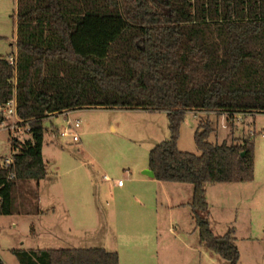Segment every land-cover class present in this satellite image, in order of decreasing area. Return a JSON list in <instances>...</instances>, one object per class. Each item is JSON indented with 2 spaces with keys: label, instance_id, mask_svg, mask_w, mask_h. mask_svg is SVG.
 <instances>
[{
  "label": "trees",
  "instance_id": "trees-1",
  "mask_svg": "<svg viewBox=\"0 0 264 264\" xmlns=\"http://www.w3.org/2000/svg\"><path fill=\"white\" fill-rule=\"evenodd\" d=\"M16 32V54L0 56V106L16 97L31 138H13L14 164L0 166V216L13 214L17 182L48 176L47 117L85 108L163 111L170 138L150 151L154 179L192 185L201 244L240 264L235 229L216 236L202 213L207 184L254 181V144L210 142L209 120L194 136L199 155L181 151L179 139L187 112L229 120L264 113V0H17ZM12 253L20 264H120L105 248Z\"/></svg>",
  "mask_w": 264,
  "mask_h": 264
},
{
  "label": "rangeland",
  "instance_id": "rangeland-1",
  "mask_svg": "<svg viewBox=\"0 0 264 264\" xmlns=\"http://www.w3.org/2000/svg\"><path fill=\"white\" fill-rule=\"evenodd\" d=\"M16 11L17 0H0V56L16 54ZM68 118L81 124L79 142L58 135ZM207 120L214 127L212 143L252 140L255 173L251 183L207 184L208 198L215 203L202 215L208 219L214 215L216 236L235 229L240 264H264V113L236 121L225 114L187 112L181 151L200 154L194 136L200 122ZM17 123L13 117L0 127V156L11 154L15 134L10 127ZM43 126L48 176L39 183L17 182L13 214L0 216V257L7 264H20L12 249L92 248L98 228V234L117 236L123 264H226L201 244L190 206L166 207L176 200L192 202L187 188L193 186L159 182L143 174L150 151L170 138L166 112L85 108L69 116L47 117ZM21 130L17 139L31 138L28 127ZM220 186L223 194L215 195ZM157 203L158 213L156 206L144 214L138 211L141 204Z\"/></svg>",
  "mask_w": 264,
  "mask_h": 264
},
{
  "label": "built area",
  "instance_id": "built-area-1",
  "mask_svg": "<svg viewBox=\"0 0 264 264\" xmlns=\"http://www.w3.org/2000/svg\"><path fill=\"white\" fill-rule=\"evenodd\" d=\"M10 63L12 65H14L15 59L11 58ZM69 114H70L69 111L65 112L66 116H69ZM245 115L246 114H244V113L237 114L234 119L236 121H242L243 116H245ZM13 117L16 118L18 121L17 125L10 127L12 132L15 134L14 139H17V136H18L19 132H22L21 128H23V127H28V131L30 133V127L27 125H24L17 115L16 97L11 99L5 105L0 106V127H2L3 125L6 124L7 119L13 118ZM80 127H81V124L79 121H73L70 118H68L65 126L61 130L58 131V135L63 139L70 138L73 142H79L80 136H79L78 130ZM17 153H19V149L12 151L11 154L8 156H0L1 157V161H0L1 168L4 170H9L14 164V159H15L14 156ZM127 173L129 174V171H127ZM10 177H12V176H10ZM105 178L107 180H109L108 177H105ZM122 185H123V182L119 181L118 186H122Z\"/></svg>",
  "mask_w": 264,
  "mask_h": 264
},
{
  "label": "crops",
  "instance_id": "crops-1",
  "mask_svg": "<svg viewBox=\"0 0 264 264\" xmlns=\"http://www.w3.org/2000/svg\"><path fill=\"white\" fill-rule=\"evenodd\" d=\"M70 112H72V111H69V113ZM60 115H62V114H60ZM63 115H64V113H63ZM147 169H149V166H148V168ZM151 179H154V178H151ZM155 180V179H154ZM171 184H173V185H190V184H175V183H171ZM220 185H224V184H220ZM238 185H240V184H238ZM119 187H121V186H119ZM234 187V186H233ZM187 189H189V190H187V192L190 194V191L192 192L191 194H193L194 193V187H193V190H190V188H187ZM224 190V188L222 187V186H220L216 191L217 192H213L215 195L217 194V193H221V191H223ZM208 194H209V190L206 188V196H207V201H208V203H209V207L211 208L213 205L212 204H214L215 203V199L213 200V203L211 204V202H210V200H209V198H208ZM221 194H223V193H221ZM215 198V197H214ZM217 201V200H216ZM159 203V202H158ZM157 203V205H152V206H150V204L149 205H146V204H141L139 207H138V211L140 212V214H144V212L145 213H147L148 211H150V210H154V207H155V212L156 213H158V207H159V204ZM190 204H191V202H188V203H182V201H178V200H176L175 202H167V204H166V207L167 208H169V209H175V208H181V207H184V206H186V205H188V206H190ZM150 207H151V209H150ZM158 216V215H157ZM214 215L213 214H211L210 215V219H209V221H210V224H211V228H212V230H213V232H214V234L216 235V231H215V227H214V225H213V217ZM193 218V217H192ZM152 225H153V223L152 222H150ZM195 223V222H194ZM154 226V225H153ZM156 226H157V224H155V228H156ZM98 231H99V228L97 229ZM171 230V229H170ZM98 231H97V238H95L96 239V242H95V245H93L94 247H92V248H105L106 250H109V251H113V252H118V254H119V256H120V264H123V254H122V251H121V249H120V242H118V240H117V236L116 235H110L109 236V233L108 232H105L104 234H98ZM63 249H67V248H63ZM13 250V249H12ZM35 250H37V249H35ZM210 255H213L212 254V252L211 251H209L208 252ZM240 257H241V254H240ZM0 259L3 261V263L4 264H7L6 262H5V260H3L1 257H0Z\"/></svg>",
  "mask_w": 264,
  "mask_h": 264
},
{
  "label": "water",
  "instance_id": "water-1",
  "mask_svg": "<svg viewBox=\"0 0 264 264\" xmlns=\"http://www.w3.org/2000/svg\"><path fill=\"white\" fill-rule=\"evenodd\" d=\"M143 174L146 175V176H148V177H150V178H155L154 172L152 170H150V169L145 170L143 172Z\"/></svg>",
  "mask_w": 264,
  "mask_h": 264
}]
</instances>
